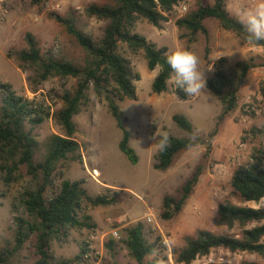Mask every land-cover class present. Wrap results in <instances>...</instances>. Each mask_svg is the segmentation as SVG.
Returning a JSON list of instances; mask_svg holds the SVG:
<instances>
[{"label": "rangeland", "instance_id": "rangeland-1", "mask_svg": "<svg viewBox=\"0 0 264 264\" xmlns=\"http://www.w3.org/2000/svg\"><path fill=\"white\" fill-rule=\"evenodd\" d=\"M198 1L214 2L180 0L169 15V21L162 23L161 27L140 19L135 32L158 46H167L170 52L187 49L196 53L205 69L206 80L213 75L221 58L224 61L220 66L235 80L241 72L238 64H251L253 68L240 88L239 107L225 118L209 143L182 153L166 171L155 169L159 134L188 136L174 123L175 114L187 116L196 135L207 140L216 128L222 105L207 87L198 96L181 100L176 94L173 79L169 81L168 91L155 94L152 84L159 69H148L144 51L135 53L127 44L120 43V54L141 76L135 82L138 100L118 101L129 132V146L135 150L138 162L133 163L121 151L124 132L111 115L105 96L97 95L91 85L87 91L88 102L74 117L78 128L75 138L82 145L83 161L79 162L74 156L62 161L55 171L54 184L58 186L63 179H83L91 196L107 194L116 197L117 202L95 207L83 201L79 218L84 221L89 216L86 221L91 228H71L67 236L54 240L50 252L55 262L74 258L85 247L89 252L82 264H138L126 245L127 230L138 224L143 225L144 236L150 243L161 239L158 251L146 258V261H152L158 257L159 264H175L171 249L183 246L184 237L194 235L198 229L214 233L236 232L216 225L214 219L219 204L225 200L240 204L233 196V172L238 166L249 163L253 154L264 147V137L252 131L253 128H264V99L260 95V87L264 84V48L243 42L236 33L223 29L215 19L205 21L207 36L202 33L191 36L188 31L179 29L176 20L195 10ZM94 2L98 0H49L41 5L32 4V0H0V85L11 84L18 95L41 106L44 114L50 113V117H46L34 130L40 143L36 162L44 157L47 139L52 134H64L53 114L62 106L58 95L65 90H73L77 80L51 77L35 86L28 80L33 70L28 67L26 72L22 71L17 55L28 48L26 36L30 33L38 40L43 55L50 53L56 58L82 62L84 52L51 17V13L66 16L75 12L79 27L100 38L105 23L84 14V9ZM252 3L253 0H227V8L237 17L239 9L250 7ZM184 7L187 11H183ZM55 48L57 52H54ZM224 54L230 56L216 60ZM155 133L156 140L152 138ZM17 160L0 154V246L9 250L15 246L16 218H27L21 203L23 194L36 186V181L27 173V167L17 164ZM198 170L199 182L182 212L174 219H162L163 198H179L182 186ZM95 171H99L100 176ZM247 205L264 206V199L259 204L251 202ZM34 242L33 237L15 254L11 263L33 264L38 258ZM245 260L264 264L257 255L234 253L224 248L213 250L209 256L192 264H242Z\"/></svg>", "mask_w": 264, "mask_h": 264}, {"label": "trees", "instance_id": "trees-1", "mask_svg": "<svg viewBox=\"0 0 264 264\" xmlns=\"http://www.w3.org/2000/svg\"><path fill=\"white\" fill-rule=\"evenodd\" d=\"M49 0H32V4L41 5ZM180 0H98L84 9L88 18H95L105 23L102 36L95 38L77 24L75 12L66 16L51 13V17L62 26L65 33L84 52L82 62L56 58L52 54H42L38 40L27 34L28 48L18 53L19 68L33 70L28 80L38 86L51 77L74 78L77 83L73 90H65L58 95L62 106L53 116L63 128L64 134H52L45 142V154L40 162L35 161L36 151L40 143L34 135L35 128L42 124L50 113L44 114L41 106L28 98L18 95L9 83L0 85V154L7 158H17V164L27 167L28 175L36 181V186L24 192L22 206L27 218H16L15 246L12 250L0 246V264H12L15 254L34 237V248L37 260L33 264H82L89 250L85 247L82 253L71 259L54 261L51 254V243L67 236L71 228L90 227L86 220H80L79 210L83 201L92 206H108L117 202L116 197L107 194L91 196L85 188V180L63 179L55 186V171L58 165L70 158H82V145L76 140L78 132L74 117L81 112L88 102L87 91L91 85L99 96H105L111 115L119 128L124 132L120 142L121 151L133 163L138 156L129 146V132L124 124L123 112L118 101L125 99L138 100L136 81L141 79L131 62L119 52L120 43H125L133 52L144 51L148 69H159L152 91L161 94L168 91L172 72L166 62L171 54L167 46H158L145 36L135 32L140 19L147 20L155 27L169 21V15ZM215 19L220 26L237 34L245 43L246 32L227 8V0H214L212 4L198 1L197 8L176 20L181 30L188 31L191 36L199 33L208 35L205 21ZM254 46L263 47L264 41ZM221 58L213 75L206 80V87L222 105V113L218 116L216 128L204 140L195 133L190 119L184 114H175L174 123L187 137L169 136L170 146L166 151L158 150L154 168L166 171L171 168L177 157L193 147L204 145L214 139L220 124L239 107L240 88L246 81L253 66L240 63V74L233 79L220 66ZM176 94L181 100H188L181 89L176 87ZM260 95L264 99V84L260 87ZM254 134L264 137V128H253ZM200 170L188 180L181 189L179 198L165 196L162 201L161 218L171 220L183 210L184 205L199 182ZM63 178V177H62ZM233 196L240 204L225 200L217 209L214 222L233 233H214L207 229H198L194 235L184 237V245L173 247L171 254L175 264H192L201 257L209 256L213 250L224 248L234 253H248L264 260V206L253 207L247 203H261L264 199V147L258 149L249 163L238 166L232 175ZM55 186V188H54ZM52 189V190H51ZM161 239L150 243L144 236L143 225L138 224L127 230L126 245L131 256L138 264H159L160 259L152 261L146 258L155 254L160 248ZM208 264H227L210 262ZM242 264H258L255 261H243Z\"/></svg>", "mask_w": 264, "mask_h": 264}, {"label": "clouds", "instance_id": "clouds-1", "mask_svg": "<svg viewBox=\"0 0 264 264\" xmlns=\"http://www.w3.org/2000/svg\"><path fill=\"white\" fill-rule=\"evenodd\" d=\"M239 23L244 28L249 44L264 41V0H253L250 7H244L236 13ZM224 56V54L217 59ZM166 62L171 69L174 85L188 96H198L206 89L205 69L201 67L199 56L187 49H176L166 56ZM209 71L211 70L208 69ZM157 139L155 133L152 137ZM157 148L164 152L170 146L166 132L159 134Z\"/></svg>", "mask_w": 264, "mask_h": 264}, {"label": "built area", "instance_id": "built-area-1", "mask_svg": "<svg viewBox=\"0 0 264 264\" xmlns=\"http://www.w3.org/2000/svg\"><path fill=\"white\" fill-rule=\"evenodd\" d=\"M183 11H187V8L184 7V8H183ZM56 50H57V48H55L54 52H57ZM115 235H116V233H115ZM86 256H87V255H86Z\"/></svg>", "mask_w": 264, "mask_h": 264}, {"label": "bare ground", "instance_id": "bare-ground-1", "mask_svg": "<svg viewBox=\"0 0 264 264\" xmlns=\"http://www.w3.org/2000/svg\"><path fill=\"white\" fill-rule=\"evenodd\" d=\"M95 172H96L95 174H96L97 176H100V172H99V171H95Z\"/></svg>", "mask_w": 264, "mask_h": 264}]
</instances>
